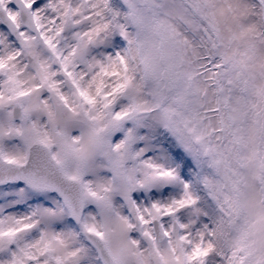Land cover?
<instances>
[{"label": "snow or ice", "instance_id": "snow-or-ice-1", "mask_svg": "<svg viewBox=\"0 0 264 264\" xmlns=\"http://www.w3.org/2000/svg\"><path fill=\"white\" fill-rule=\"evenodd\" d=\"M0 264H264V0H0Z\"/></svg>", "mask_w": 264, "mask_h": 264}]
</instances>
